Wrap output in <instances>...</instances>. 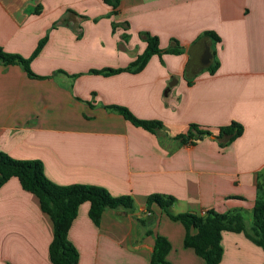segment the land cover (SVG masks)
Returning a JSON list of instances; mask_svg holds the SVG:
<instances>
[{
  "label": "crops",
  "instance_id": "obj_1",
  "mask_svg": "<svg viewBox=\"0 0 264 264\" xmlns=\"http://www.w3.org/2000/svg\"><path fill=\"white\" fill-rule=\"evenodd\" d=\"M205 32L219 38L206 41L217 68L188 83L185 66L191 52L198 59L201 42L193 43ZM141 33L181 53L153 55L138 73H90L126 68L146 48ZM44 38L29 64L36 77L0 64V153L41 162L58 186H96L133 201L131 211H103L98 226L89 204L79 206L67 232L77 264H150L156 235L170 244L169 264H203L183 246L179 222L156 204L147 211L154 194L174 199L172 215L239 211L250 227L264 199V0H119L115 14L101 0H0L3 51L29 58ZM107 106L162 128L149 133ZM231 123L242 133L222 148L213 137L173 139L191 124L217 135ZM52 238L37 198L9 179L0 188V264H51ZM220 246L219 264H264L242 233L223 232Z\"/></svg>",
  "mask_w": 264,
  "mask_h": 264
},
{
  "label": "trees",
  "instance_id": "obj_2",
  "mask_svg": "<svg viewBox=\"0 0 264 264\" xmlns=\"http://www.w3.org/2000/svg\"><path fill=\"white\" fill-rule=\"evenodd\" d=\"M101 1L111 8V14L116 13L119 0ZM38 11L39 8L35 10V13H38ZM141 36L146 42V48L126 68L91 70L90 73L102 76H110L121 72L138 73L153 55L160 56L162 53H181V48L175 42L173 43L176 47L161 51L158 47L157 37L151 36L148 33H141ZM204 40L216 43L219 41V38L212 32H205L198 37L193 45L199 44ZM45 41L46 38L37 44V47L29 58H22L18 55L6 53L0 48V64L18 65L29 77H36L32 74L29 64L41 50ZM216 68L217 63L214 59L202 68L198 59L195 58L194 52H191V56L185 66V77L188 83H190L204 69L209 74H213ZM105 108L121 115L132 125L140 127L149 133L156 134L162 128L160 122L140 120L126 108L119 106H107ZM241 133L242 128L236 123L219 128L217 135H214L208 129L191 124L185 133L176 135L173 139L192 145L204 137H213L218 141L219 147L222 148L239 137ZM11 178H16L22 190L33 194L37 198L40 210L52 222L53 238L48 248L51 264H77L78 253L67 240V232L81 204H89L88 217L96 226L99 225L101 214L106 209L122 208L131 211L133 208V201L129 196L112 197L103 188L96 186H58L45 177L41 162L14 160L6 154L0 153V188ZM173 202L174 199L170 196L154 194L147 198L146 209L149 212L150 205L156 204L170 220L179 222L185 231L183 246L192 249L195 255L202 259L203 264H219L222 255L220 240L223 232L242 233L264 252V199L257 198L252 209V222L249 228L245 226L243 217L239 211L221 214L213 210H207L202 214L185 212L172 215L169 209ZM149 220L150 217H146V219H138L137 221L141 225H145ZM146 234L151 235V232L147 231ZM169 250L170 244L165 238L158 235L154 236L150 264H169L165 260Z\"/></svg>",
  "mask_w": 264,
  "mask_h": 264
},
{
  "label": "water",
  "instance_id": "obj_3",
  "mask_svg": "<svg viewBox=\"0 0 264 264\" xmlns=\"http://www.w3.org/2000/svg\"><path fill=\"white\" fill-rule=\"evenodd\" d=\"M211 61H212V54L210 48L205 40L201 41L198 62L200 66L203 68L207 66Z\"/></svg>",
  "mask_w": 264,
  "mask_h": 264
},
{
  "label": "rangeland",
  "instance_id": "obj_4",
  "mask_svg": "<svg viewBox=\"0 0 264 264\" xmlns=\"http://www.w3.org/2000/svg\"><path fill=\"white\" fill-rule=\"evenodd\" d=\"M261 182H262V185H264V175H263V177L261 179Z\"/></svg>",
  "mask_w": 264,
  "mask_h": 264
}]
</instances>
